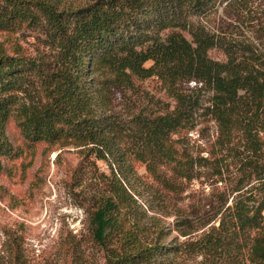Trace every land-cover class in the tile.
I'll return each mask as SVG.
<instances>
[{
    "label": "trees",
    "instance_id": "1",
    "mask_svg": "<svg viewBox=\"0 0 264 264\" xmlns=\"http://www.w3.org/2000/svg\"><path fill=\"white\" fill-rule=\"evenodd\" d=\"M233 1L97 0L61 10L52 2H38L34 15L22 0H6L0 10V28L13 26L15 19L29 21L43 27L60 52L56 72L45 77L48 101L33 108L16 107V98L26 73L40 62L0 55V175L3 159L16 155L7 134L12 116L32 143L71 138L77 145H92L103 159L114 156L112 133L122 130L98 118L95 84L112 80L128 85L132 76L160 77L175 100L173 108L166 104L137 117L140 160L149 165L176 162L186 176L191 162L178 158L173 135L194 125L200 100L181 88L193 81L213 92L206 110L224 142L232 144L239 131L252 152L232 201L225 199L213 219L197 225L176 221L184 239L173 245L161 240L144 244L139 223L134 229L128 226L123 205L111 195L103 198L91 212L90 224L106 264H172L187 255L202 256L211 264H264V65L254 50L223 41L192 22L218 3ZM217 47L224 50L225 61L209 56ZM149 61L153 63L146 67ZM114 234L120 237L118 244L111 241Z\"/></svg>",
    "mask_w": 264,
    "mask_h": 264
},
{
    "label": "rangeland",
    "instance_id": "2",
    "mask_svg": "<svg viewBox=\"0 0 264 264\" xmlns=\"http://www.w3.org/2000/svg\"><path fill=\"white\" fill-rule=\"evenodd\" d=\"M22 1L37 15L38 2H52L61 10L97 0ZM5 2L0 0V10ZM192 22L223 41L254 50L264 65V0L220 2L204 15L193 17ZM3 53L40 62L38 69L26 73L15 106L33 108L46 103L45 77L56 72L60 52L50 43L45 29L15 19L13 26L0 28V55ZM209 56L226 60L219 47L211 49ZM200 87L195 81L181 86L194 93L201 104L194 125L173 135L178 158L191 162L186 165L185 177L176 162L160 160L149 165L140 160L137 117L156 113L166 104L171 108L175 105L158 76H132L128 85L112 80L95 84L98 118L122 130L112 133L114 156L106 159L92 145H77L71 138L32 143L12 116L7 134L16 155L3 159L0 175V264H106L105 250L93 237L90 217L108 195L128 212L131 229L139 223L144 244H154L155 240L179 243L184 238L179 237L176 221L197 225L213 219L225 199L232 201L252 152L244 147L239 131L232 144L224 142L218 123L206 110L213 92ZM119 238L114 234L112 243L118 244ZM172 264L211 263L202 256L187 255L177 257Z\"/></svg>",
    "mask_w": 264,
    "mask_h": 264
}]
</instances>
